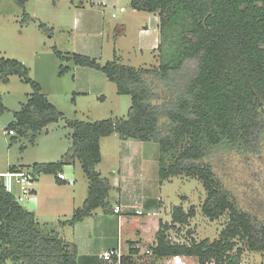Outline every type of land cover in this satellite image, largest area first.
Masks as SVG:
<instances>
[{
	"label": "trees",
	"instance_id": "1",
	"mask_svg": "<svg viewBox=\"0 0 264 264\" xmlns=\"http://www.w3.org/2000/svg\"><path fill=\"white\" fill-rule=\"evenodd\" d=\"M13 1L23 9L28 0ZM130 8L157 14L160 35L166 27L172 29L166 54L160 52L157 68L146 69L116 61L101 65L86 55L64 57L57 52L60 60L105 74L119 95L130 97V106L125 118L67 121L71 147L61 160L36 163L28 170L35 178L53 174L62 185L57 174L64 165L78 161L87 178L88 194L82 206L68 218L57 219L55 225L39 222L5 189L0 176V264H77L76 246L56 227H72L99 208L108 213L110 185L96 166L101 161L100 140L112 135L157 143L160 183L173 177L194 178L205 192L201 213L211 220L229 214L228 224L213 241L179 244L166 233L186 224L195 212L192 207L187 211L173 207L171 224H159L150 255L194 257L198 264L237 263L242 250L235 249L236 240L244 241L251 252L264 251V221L238 206L210 160L218 151L248 155L260 149L264 137V0H131ZM28 20L25 16L24 21ZM66 70L61 67L60 74ZM10 76H18L32 88L7 127L16 135L13 142L28 133L33 141L50 124L64 119L21 62L0 57V81L7 83ZM4 111L0 96V113ZM15 169L12 166L9 171ZM132 245L120 264H133L138 251Z\"/></svg>",
	"mask_w": 264,
	"mask_h": 264
},
{
	"label": "rangeland",
	"instance_id": "2",
	"mask_svg": "<svg viewBox=\"0 0 264 264\" xmlns=\"http://www.w3.org/2000/svg\"><path fill=\"white\" fill-rule=\"evenodd\" d=\"M130 1L28 0L25 7L20 9L13 0H0V57L21 62L28 69V77L40 85L42 93L64 117L36 134L33 141L32 134L28 133L13 142L12 138L16 135H8L7 127L13 121V113L27 101L32 88L18 76H10L7 83L0 81V96L5 107V111L0 113V176L9 173L12 166L17 167L20 172H26L33 164L61 160L71 147V129L66 127L67 121L96 122L127 116L130 97L119 95L116 85L105 74L77 67L67 59L60 60L57 52L64 57L72 54L86 55L101 65L116 61L134 68H157L160 52L166 54L168 49V36L172 29L166 27L160 35L158 26L156 33L159 36L156 40L153 14L132 10ZM121 8L124 11L121 12ZM25 16H29L27 22L24 21ZM157 18L159 22V17ZM161 40V49L158 50ZM61 67L67 68L62 74ZM116 138L119 137L112 135L102 141L111 142ZM153 144L159 151L158 144ZM102 147L103 160L96 166V172L102 178L109 179L111 184L118 185L119 177L112 178L109 174L114 167L112 158H115V152H111L104 142ZM139 151L141 154L145 152L143 149ZM210 160L215 173L236 199L238 206L257 220L264 221V137L256 154L240 155L235 151L224 150L212 154ZM60 172L74 180V183L59 185L53 174H41L31 184V187L37 186L45 193L44 210L48 214L42 216V219H46L43 222H48V225H55L56 219L60 218L54 212L56 208L60 209L71 201L76 208L81 207L88 194V181L78 161L64 165ZM3 180L9 182L11 192L17 196L19 189L14 184V179ZM180 180L177 178L172 185H165L162 197L166 209L159 216L147 214L144 202L140 200L144 194H138L145 192L144 189L129 190L134 210L129 215L121 214L120 230L117 219L104 228L102 246L110 250L119 241L123 256L129 252L130 245L128 246L127 241L142 238L143 243L133 241L135 243L131 246H141L140 255L136 257L134 264H174L171 257L158 259L144 253L155 243L159 224L162 223L160 219L168 220L167 225L171 224V213L175 207L171 203L181 206L184 211L192 207L195 212V216L186 224L175 225L167 231L171 242L190 244L192 241L216 239L228 224L229 214L215 220L205 217L200 210L205 199L201 183L184 176ZM151 193L155 197L157 187ZM120 196L118 187L112 185L107 201L112 205ZM136 209L143 215H137ZM49 210L53 212L49 214ZM103 211L99 208L97 212ZM67 227L71 228L65 226L56 229L60 231ZM92 230L88 229L87 233L91 235ZM126 230L132 232V235ZM235 242V249L242 250L239 260L242 264H264V251L251 252L244 241ZM182 258L184 264H198L194 257Z\"/></svg>",
	"mask_w": 264,
	"mask_h": 264
},
{
	"label": "crops",
	"instance_id": "3",
	"mask_svg": "<svg viewBox=\"0 0 264 264\" xmlns=\"http://www.w3.org/2000/svg\"><path fill=\"white\" fill-rule=\"evenodd\" d=\"M95 4V3H93ZM104 5L105 3H101ZM106 5V4H105ZM135 11V10H134ZM138 12V11H137ZM154 19V32L156 36V40L158 39L156 31L158 30V16L153 14ZM141 51V50H140ZM111 137V136H110ZM105 138V139H109ZM103 139V138H102ZM100 140V152H101V161L103 160V147L102 143L104 142L109 150L115 152V158L113 160V169L110 171V175L112 178H118L117 181L118 185L111 184V181L108 179V183L111 186L118 187V192L121 194L119 200L115 201L114 204L110 205L108 213L106 212H97L95 210L92 215L84 219L82 222H79L72 226L70 229L64 228L60 230V235L68 242L73 243L77 248V264H102L101 254L109 249H105L103 247V240L105 237L104 228L107 226L112 225V221L117 219V227L120 230L121 223L120 218L121 214L129 215L134 210L133 206V199L129 195V190L138 189V190H145V192L139 193L138 191H134V193L138 192V194H144V197L140 198L144 202V208L147 210L148 215H161L162 211H165V202L163 201V189L165 185H172L174 179H179L180 177H173L168 181L160 183L158 180V150L154 146L153 142H139L135 140H121L116 138L115 140H111V142H105ZM143 149L145 152L141 154L139 150ZM100 161V163H101ZM99 163V164H100ZM98 164V165H99ZM97 165V166H98ZM17 168V167H16ZM19 171L18 169H15ZM1 174V173H0ZM116 184V183H115ZM157 187V194L154 197V194L151 191H154V188ZM31 189L33 190L36 196V202L30 203L26 205L24 208L33 212L38 220H41V223L46 219H42V216H46L48 214L44 210L46 204L45 202V193L42 189H39L37 186H32ZM146 190H148L146 192ZM151 190V191H150ZM136 194L133 195L135 198ZM184 197V196H180ZM167 198V197H165ZM73 200V198H72ZM167 200V199H166ZM59 203L58 201H56ZM118 206L120 208V214H114L113 208ZM171 206H176L175 204L171 203ZM76 209L73 202L66 203L65 206L59 209L56 208L58 217L68 218L72 212ZM136 209L135 211H137ZM53 210H49V214L52 213ZM70 212V213H69ZM69 214V216H67ZM57 217V218H58ZM59 219V218H58ZM48 220V219H47ZM57 220V219H56ZM168 220L160 219V222L166 223ZM44 223V222H43ZM48 223V222H45ZM121 224V225H120ZM92 228V234L87 233V230ZM126 232L132 235V232L126 230ZM140 232H138L139 234ZM96 236V237H95ZM142 238H139V242L143 243ZM130 239L128 242V246L130 242L133 244L138 241ZM116 248L120 247V242H117ZM115 247L110 249H115ZM122 254V253H121ZM127 255V254H125ZM140 255V252L136 253L132 257V261H134L136 257ZM166 259V258H165ZM183 259V258H182Z\"/></svg>",
	"mask_w": 264,
	"mask_h": 264
},
{
	"label": "built area",
	"instance_id": "4",
	"mask_svg": "<svg viewBox=\"0 0 264 264\" xmlns=\"http://www.w3.org/2000/svg\"><path fill=\"white\" fill-rule=\"evenodd\" d=\"M120 11H124L123 8L120 9ZM1 130V129H0ZM8 135H12L13 132L12 131H7L6 132ZM2 178V183L3 186L5 187V189L8 192H11V188H10V184L9 182H4V178L6 179H10L13 178L14 179V184L16 186H18L19 189V194L17 195V200L20 203H24L25 205L23 207H25L26 205L30 204V203H35L36 202V196L33 193V190L31 189V184L32 182L35 180V177L32 176V174L28 171L26 172H20V171H15V172H9V173H5L2 174L1 176ZM58 179L63 181L64 183H68V184H73L74 180H70L68 179L64 174L59 173L58 174ZM113 213L114 214H120V208L118 206L113 208ZM135 213L137 215H143V213L140 210L135 211ZM132 249L136 250V251H140L141 246H139L138 244H136L135 246L132 247ZM145 254L149 255L151 254L150 250H145L144 252ZM121 257L122 254L120 252L119 247L115 248V249H110L107 250L105 252H103L101 254V260L103 262H106L108 264H120L121 261ZM173 263L174 264H184V261L182 260V257L180 256H176L172 258ZM115 261V262H114ZM205 264H214V262H207ZM229 264H242L240 261H238L237 263H229Z\"/></svg>",
	"mask_w": 264,
	"mask_h": 264
}]
</instances>
